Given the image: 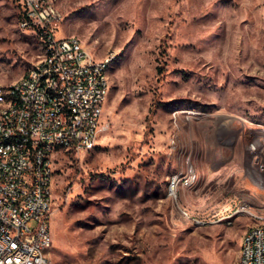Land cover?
Returning a JSON list of instances; mask_svg holds the SVG:
<instances>
[{"label":"rangeland","instance_id":"obj_1","mask_svg":"<svg viewBox=\"0 0 264 264\" xmlns=\"http://www.w3.org/2000/svg\"><path fill=\"white\" fill-rule=\"evenodd\" d=\"M46 1L58 38L117 56L110 131L56 164L51 264H239L264 223V0ZM21 2L0 0L1 88L40 53Z\"/></svg>","mask_w":264,"mask_h":264},{"label":"built area","instance_id":"obj_2","mask_svg":"<svg viewBox=\"0 0 264 264\" xmlns=\"http://www.w3.org/2000/svg\"><path fill=\"white\" fill-rule=\"evenodd\" d=\"M20 6V25L40 53L18 81L0 87V264H51L56 164L92 152L110 131L103 114L117 56L96 59L79 38H58L61 15L46 0ZM180 183L172 178L170 196ZM239 264H264V223L248 226Z\"/></svg>","mask_w":264,"mask_h":264},{"label":"bare ground","instance_id":"obj_3","mask_svg":"<svg viewBox=\"0 0 264 264\" xmlns=\"http://www.w3.org/2000/svg\"><path fill=\"white\" fill-rule=\"evenodd\" d=\"M219 122V121H218ZM220 136V135H219ZM224 138V137H223ZM227 139V138H226ZM224 139H222V141H223ZM225 141V140H224ZM226 142H229V143H231V144H233L234 143V141H233V139H231V138H229L228 140H226ZM220 143V142H219ZM223 144V143H222ZM234 148V147H233Z\"/></svg>","mask_w":264,"mask_h":264}]
</instances>
